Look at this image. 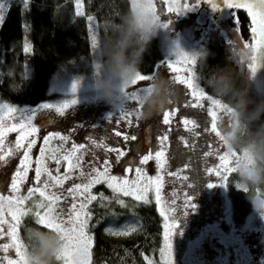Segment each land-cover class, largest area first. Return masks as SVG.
<instances>
[{"label":"rangeland","instance_id":"1","mask_svg":"<svg viewBox=\"0 0 264 264\" xmlns=\"http://www.w3.org/2000/svg\"><path fill=\"white\" fill-rule=\"evenodd\" d=\"M10 1L0 0V15L2 17ZM129 1L131 4V0ZM161 1L167 3L182 2V0H153L155 8ZM185 3L192 5L193 1L182 2L181 6ZM212 4H215V7ZM212 4L207 2L205 5L211 7L214 19L218 23L221 20L224 22L228 20V24H223L224 22L219 24L222 25V28H225V26L230 27V29L224 30L235 42L239 41L242 43L236 33L234 20L232 23V9L228 8L224 2L222 4ZM26 5L27 3H23L21 8L24 40L28 36L29 29ZM157 14L161 18L168 17L167 27L158 29L155 36L162 46L160 73L157 76L163 75L172 81H174L175 77L186 79L191 67L188 63H184L178 54L183 52L197 57L204 42L202 38L204 31L195 24L179 28L176 24L171 25L174 21L172 16H166L164 12L159 11H157ZM202 19L200 16L195 22L198 23ZM2 20H0V23ZM87 25L91 46L90 60L86 63L83 62V64L79 62L65 72L56 73L49 88V97L46 100L31 106L12 104L0 99V105H9L17 109L16 113L11 114L0 111V121L6 127H11L12 125L19 127L24 122L22 117L30 115L31 112L35 113L32 116V126L37 129V132L29 138L35 140L36 143L30 152L31 167L20 184L19 195H27L29 188L42 186L43 180L47 179L46 176L42 177L39 185L35 181L34 169L37 158L44 160L54 176L60 175L63 177L65 170L68 169V161L64 160L63 157L71 153L73 145H83L84 147L72 157L73 161H75L76 157H82L80 161L81 167L69 171L68 174L71 179L65 181L63 186L47 189L49 193L55 192L61 195V200L57 202L59 208L70 209L71 203L77 202L68 196L67 189L77 183H87L91 176L95 174L93 169L103 171L105 161L108 162L109 174L118 178L128 177L129 179H135L136 167H142L150 177H155L159 171V174L163 177L162 200L159 206L166 211L167 216L164 222L165 234L169 231L166 225H171L173 221L176 225L170 230L171 254L167 255L168 259H166V262L171 260V264H264V219H261L252 209L246 221L238 228H235L231 223L226 186L219 184L221 177L217 176L215 171L212 173L208 172V169H216L221 164L219 156L227 153V149L223 146L221 140L219 141V130V138L211 132L212 117L208 112V108L211 107L210 102H204L203 108L191 107L190 105L195 103V99L190 95L191 89L176 80L170 95L171 102L167 103L151 118L141 120L136 117L133 111L136 107L134 103H130L129 107L132 110L125 111L129 115L124 117L121 111H117L111 108L110 105L98 100L91 89L92 81L101 70L102 61L100 59L96 19L93 17L91 22L87 20ZM93 34L97 37L95 49L91 44V36ZM25 43L27 42L25 41ZM25 43L23 42L24 45ZM252 44L254 45L255 42ZM23 53L26 54L24 51ZM2 54L3 52L0 50V65L3 63ZM25 57L24 59H26ZM169 64L172 66L169 67ZM22 70L28 71V68L22 66ZM147 80L149 79L139 80L140 82H138L136 87L143 86ZM74 81L78 82L75 92L72 91ZM134 83L136 82L134 81ZM133 94H135V91L131 93L132 96ZM72 99H75L76 103L65 109L63 115H60L55 108L44 109L41 107L45 103L62 105ZM214 100L218 101L217 99ZM101 104L105 109L98 113L97 118L92 119V122L85 128L84 133H80L83 128V123L80 122L89 120L88 115H85L84 111L89 107L98 111ZM225 109L229 112L231 111L219 102L216 114V127L218 113L223 112ZM166 112H175V115L170 118V124L168 125L163 123V117ZM93 113L91 111L90 117ZM79 115H83V117L81 118ZM185 119L195 120L197 127L193 131H188L183 124ZM187 127L190 128L191 125ZM29 131L28 127L24 128L25 135ZM14 132H7L5 138ZM117 133H120V135H117ZM196 133H199V135H196ZM18 135H20L19 131L10 143L6 144L5 141L3 151H7L9 148L14 149ZM46 136H52L48 145L44 144ZM60 136L67 137V140H61ZM124 136L129 138L134 136L136 139L125 140ZM162 136H167V140L163 145L167 161L165 169L159 170L155 159L149 160L145 165H141L140 159L144 155L151 152L154 156L156 151L161 150L162 146L159 143V138ZM42 147L56 150L54 154L57 159L61 160V163L57 165L55 161L48 158L52 154L51 152L45 153V156L41 157ZM109 149L123 151L125 156L118 160V153L109 151ZM22 154L23 150L10 157V162L7 164L0 162V195L5 197L10 194L16 195L11 193V181L19 166V158L22 157ZM126 169L131 170L126 171ZM81 172L83 175H81ZM221 172L224 175H228V173H224L223 168H221ZM170 173H177V175L172 176ZM185 176L189 177L186 181L183 180ZM209 183L214 184V187H208ZM150 194L155 199L154 191L149 192L148 197ZM186 196H191L190 202L194 207L185 208ZM40 199L42 198L36 193L31 201L26 202V206L33 207ZM173 201H175L174 204ZM8 212V205L5 204V218L11 220ZM24 218H22L21 224ZM32 218L36 220L34 215H32ZM64 219H67L66 215ZM21 224L18 229L19 236L26 246ZM40 226L44 227L43 225ZM29 227L27 228L29 229ZM132 227L135 228V231H130L128 235L112 234L113 231H128ZM4 228L6 229L7 225ZM137 228L138 226L133 223L124 222L117 225H106L100 232L102 237L107 240H120L135 234ZM32 234V230L26 232L28 236ZM0 242L9 241L4 237H0ZM3 257H9L13 260L17 259L14 250H10L7 253L0 250V258ZM58 262L63 264L62 261ZM4 264H7L6 260Z\"/></svg>","mask_w":264,"mask_h":264},{"label":"trees","instance_id":"2","mask_svg":"<svg viewBox=\"0 0 264 264\" xmlns=\"http://www.w3.org/2000/svg\"><path fill=\"white\" fill-rule=\"evenodd\" d=\"M186 1L191 0H182V2ZM192 1L191 8L185 9L182 13L168 12L169 3L164 1L159 2L156 10L164 12L166 16H172L174 21L171 25L176 24L179 28L190 26L191 20L196 21L200 16L203 18L196 25L204 31L202 36L204 42L201 52L196 57V64L189 65L199 77L197 82L205 94L217 99L228 108L221 99L211 95V89H208L210 75L216 68L223 67L231 71L237 87H243L247 83L255 92L264 95L263 90L258 87L256 77L246 80L242 75V73L251 72L249 68L251 63L246 67L230 63L228 50L237 43L226 32L230 27L222 28L219 23L224 21L221 20L218 23L214 19L211 7L205 5L206 0ZM81 2L84 16L76 17L75 0H27L29 29L26 40H24L21 19L22 4L26 3V0H11L8 3L0 23V50L3 52V63L0 65V99L12 104L37 105L49 97V88L56 73L65 72L79 62L82 64L88 62L91 57L88 15H92L97 21L100 59L103 61L100 41L106 35L105 21H111L125 12L130 6V1L81 0ZM182 2L174 3L181 6ZM231 16L242 43L244 45L253 43L252 24L246 11L232 9ZM167 19L168 17L161 18V22H168ZM185 22L189 24L184 25ZM226 23L228 24V20L223 24ZM25 41L32 47V51L26 54L22 51ZM161 49V43L153 37L143 56L141 64L143 74L157 76L160 73ZM22 66L28 68V71H23ZM86 111L90 112V115L91 111L94 112L93 115L97 112L92 107ZM90 115H88L89 118H91ZM17 132L5 138L6 144L14 140ZM228 176V184L225 186L231 223L238 228L252 212V206L244 193L236 188L238 177L233 172L228 173ZM101 193L109 198L108 201H97L89 205L92 212L89 234L93 238L90 264H149V261L152 264H166L169 253L166 250L164 232L165 215L161 214L163 209L151 194L146 204L134 200L133 197L118 194L119 198L125 201L122 206L114 202L117 194L106 184L101 183L93 187V195L99 196ZM124 222L137 225V232L120 240H107L102 237L100 230L104 226ZM28 226H30L29 229ZM21 227L25 240L32 236L26 235L28 230L33 231L34 228L48 230L37 224L32 215L24 218Z\"/></svg>","mask_w":264,"mask_h":264},{"label":"snow or ice","instance_id":"3","mask_svg":"<svg viewBox=\"0 0 264 264\" xmlns=\"http://www.w3.org/2000/svg\"><path fill=\"white\" fill-rule=\"evenodd\" d=\"M206 2L212 4V0H206ZM27 3V0H26ZM224 4L231 9H243L246 11L247 15L251 20V33L253 36V41L255 42V47L257 52L260 53L261 50H264V0H224ZM191 4L185 3L182 6L176 3H169L168 12H177L182 13L185 9H190ZM215 7V4H212ZM152 10L156 11V8L153 4L152 0ZM158 15V14H157ZM75 16L83 17L84 12L82 10L81 0H75ZM159 16V15H158ZM161 19V17L159 16ZM3 17L0 15V20ZM87 20L91 22L93 20L92 16H87ZM238 23V21L236 22ZM161 27H167V22H162ZM91 44L95 49L97 46V37L95 34L91 36ZM23 51L25 53H30L32 51V47L30 44L25 43ZM180 59L184 63L188 64H196V57L190 56L187 53L180 52L178 54ZM254 63L249 64V68L251 73L255 74L257 72V57L253 58ZM169 67L172 65L169 64ZM155 74H141L138 76L139 80L144 79H152ZM199 77L192 70L189 71V75L186 79H180L179 77L174 78V83L176 80L181 84H185L187 88L191 89L190 95L195 99V103L191 104V107H199L203 108L204 102H210L211 107L208 108V112L212 117L211 124V132L215 134L216 137L219 138L218 129L216 127V114L218 111L219 101L214 100L211 96L205 95L203 88L200 87V84L197 82ZM78 82L74 81L72 85V91L75 92L77 88ZM135 99V94L131 97ZM171 102L169 97L168 103ZM76 103L75 99H72L70 102H65L62 105H53L49 103H45L41 105L44 109H53L60 114H64V110L70 108L72 105ZM0 111H4L8 114L16 113L17 109L11 107L9 105H0ZM124 117L129 115L125 111H121ZM34 112H31L30 115L26 117H22L23 123L19 125H12L11 127H6L3 125L2 121H0V162L3 164L9 163V158L15 156L21 150H23L22 157L19 158V166L16 169L12 181H11V193H15L16 195H9L7 197L0 195V237H4L9 242H0V250L7 253L10 250H14L16 253V260H13L9 257L0 258V264H4L5 260L7 264H23V249L25 248L24 243L21 241L19 236V225L21 224V220L23 217L34 215L36 217V221L38 224L43 225L46 229L55 231L63 241V248L58 255V261H62L63 264H90L91 258V248L93 243V238L89 235V222L92 219V212L89 208L93 202H105L108 201V197H105L102 193L97 196L92 194V189L95 185L104 183L108 188L112 189V191L117 194L115 198V203L119 205H124L125 201L119 198L118 194H122L124 197H133L136 201H142L143 203H148V194L151 191L155 193V201L158 205L161 204L162 196L161 190L163 187V177L159 174L155 177H150L147 175L146 171L142 167H136L135 179H129L128 177L118 178L114 175L109 174V166L108 162L105 161V166L103 171L99 169H93L94 175L88 180L85 184H74L72 187L67 189L68 196L72 197L73 202L71 203L70 209H63L57 206V202L61 200V195L56 194L55 192L49 193L47 189L55 186H63L65 181L70 180L71 176L68 174L72 169H78L81 167L80 161L82 157H76L75 161H73L72 157L75 156L76 152L82 149L83 145H73L72 151L68 156L63 157L64 160L68 161V169L65 170V174L63 177L60 175H53L52 172L47 167L46 163L42 158H37L35 161V181L37 184H40L42 177L46 176L47 179L43 180L42 186L31 187L28 189L27 195H19L20 184L27 176L28 170L31 167V149L36 143L35 140L30 139L32 135L37 132V129L32 126V116ZM175 115V112L168 113L166 112L163 117V123L165 125L170 124V118ZM183 124L186 126L188 131H193L197 127V122L195 120L185 119ZM191 125L190 128L187 126ZM28 127L30 131L27 135L24 134V128ZM19 131L20 135L17 136L15 141V147L9 148L7 151H3V145L5 143V136L7 132ZM57 135V134H54ZM120 135V133H117ZM199 135V133H196ZM61 140H67V137L60 136ZM52 136H46L44 138V144L48 145ZM125 140L133 139L136 137L129 138L128 136H124ZM167 140V136H162L159 138V143L161 144V150L156 151L153 156L151 152L147 155H144L140 159V164L145 165L149 160L155 159L157 163V167L159 170L165 169L166 159H165V151L163 145ZM220 141V138H219ZM95 143V141H93ZM56 150H49L46 147L41 148V157L45 156V153L51 152L48 156L49 159L55 161L57 165L61 163L60 159H57L54 154ZM109 151H115L118 153L117 159L119 160L121 157L125 156V152L120 151L118 149H109ZM207 155V154H206ZM221 164L216 169H208L209 173L215 171V174L221 177L220 185H227L229 176L224 175L221 172V168H223L224 173H231V159L227 153L219 156ZM131 169H126V171H130ZM59 171V169H57ZM81 175L83 173L81 172ZM172 176H176L177 173H170ZM189 177H183V180H188ZM51 182V183H50ZM208 187H214V184L209 183ZM38 193L39 197L42 198L39 202L35 203L33 207L26 206V202L31 201L34 194ZM67 199V197H65ZM191 196H186L184 206L185 208L194 207L191 204ZM175 201H173V204ZM8 205L11 220L5 218L4 206ZM171 207V206H169ZM174 210V209H173ZM162 215H165L166 219V211L162 210ZM65 215L67 219H64ZM7 225L5 229L4 226ZM175 222L171 225H166V228L169 229L165 234L166 239V250L171 254V228H174ZM107 231V230H106ZM130 231H135V228L132 227L128 231H113V235H128ZM149 264H152L149 261ZM166 264H171V260L167 261Z\"/></svg>","mask_w":264,"mask_h":264},{"label":"clouds","instance_id":"4","mask_svg":"<svg viewBox=\"0 0 264 264\" xmlns=\"http://www.w3.org/2000/svg\"><path fill=\"white\" fill-rule=\"evenodd\" d=\"M161 19L152 10V0H131L125 12L105 21L106 35L100 41L103 61L91 89L98 100L117 111H129L141 120L151 118L169 100L174 82L163 75L154 76L136 87L143 74L141 64L151 40L161 27ZM230 63L246 67L259 56L255 45L237 41L228 50ZM246 80L256 73H242ZM211 95L221 99L231 109L218 113L220 140L231 158V168L238 177L237 190L261 219H264V95L247 83L237 87L228 68L218 67L209 77ZM134 81L136 83H134ZM135 91V99L131 93ZM63 248L60 236L51 230L34 228L23 249V264H57Z\"/></svg>","mask_w":264,"mask_h":264},{"label":"water","instance_id":"5","mask_svg":"<svg viewBox=\"0 0 264 264\" xmlns=\"http://www.w3.org/2000/svg\"><path fill=\"white\" fill-rule=\"evenodd\" d=\"M224 0H212V3L222 4ZM256 80L258 87L264 92V50H261L258 56Z\"/></svg>","mask_w":264,"mask_h":264},{"label":"flooded vegetation","instance_id":"6","mask_svg":"<svg viewBox=\"0 0 264 264\" xmlns=\"http://www.w3.org/2000/svg\"><path fill=\"white\" fill-rule=\"evenodd\" d=\"M204 5H202V7H203ZM201 7V8H202ZM189 24V22H185L184 23V25H186V24ZM193 24H195L196 25V22L195 21H193V20H191V22H190V26H193ZM105 108H103V106L101 105V107H100V109L95 113V115H93V116H91V118H89V120L87 121V120H85V121H81L80 123H83V128L81 129V132L80 133H84V131H85V128L90 124V122H92V119H95V118H97L98 117V113L99 112H101V111H103ZM86 114L85 115H90V112H85ZM49 114V113H48ZM79 116H81V118L83 117V115H79ZM93 122H94V120H93ZM104 136V135H103Z\"/></svg>","mask_w":264,"mask_h":264}]
</instances>
